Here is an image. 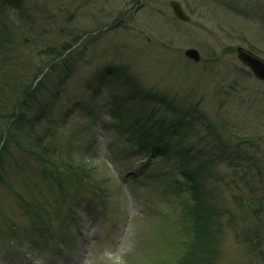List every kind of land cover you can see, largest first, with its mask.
<instances>
[{"label":"rangeland","instance_id":"rangeland-1","mask_svg":"<svg viewBox=\"0 0 264 264\" xmlns=\"http://www.w3.org/2000/svg\"><path fill=\"white\" fill-rule=\"evenodd\" d=\"M23 10L55 45L20 47L22 70L44 69L36 101L21 109L33 125L0 120V264H180L194 239L183 200L159 177L135 175L149 161L131 155L122 118L108 116L130 123L155 108L175 120L161 100L192 110L173 142L210 161L215 264H264V83L238 57L243 47L264 60V0H26ZM110 70L120 73L113 84ZM49 151L64 169L40 161Z\"/></svg>","mask_w":264,"mask_h":264},{"label":"trees","instance_id":"trees-1","mask_svg":"<svg viewBox=\"0 0 264 264\" xmlns=\"http://www.w3.org/2000/svg\"><path fill=\"white\" fill-rule=\"evenodd\" d=\"M25 3L26 0H0V120L7 121L9 126L14 124L22 125L25 122L33 125L34 122L28 121L25 112H22V108H29L30 104L36 101L38 86L40 85L39 80L44 75V69H41V67L38 71L31 70L26 66L23 70L20 68V47L25 45L28 48H34L42 43H48L49 47L55 45V41L50 43L53 40L50 37V32L47 30L39 31V22L33 20L29 13L23 10ZM12 12L14 14L11 15L14 17L9 14ZM84 38V35H74V43H80ZM75 44L65 45L63 49L57 50V52L61 51L59 54L60 59L67 53H72ZM54 65L55 61L49 60L46 67L48 69L54 68ZM113 71L110 70L109 73L106 72L104 74V82L107 81L113 84V80L110 78ZM119 74L117 72L111 76L115 77ZM121 76L126 77L123 71H121ZM131 88L134 90L133 96H136L138 88L134 84L131 85ZM160 103L170 112H174L177 118L172 120L169 117H165L159 109L155 108L149 112L144 111L139 118L130 123H126L123 119L124 117L119 116L120 114L117 115V112H112L108 116L116 117L115 119L122 118L119 123V129L127 137L126 145L135 146V150L132 151L133 154L131 155L149 161L147 168L144 167V169L140 170L141 172L138 175L148 177L152 174L148 178L155 179L159 177L172 199L183 200L181 206L185 211V221L189 224L185 228V232L193 235L194 239H190L187 253H184L183 256L181 255L183 260H181L180 264H215L214 257L217 247L216 243L218 242L216 229L221 230V228L220 222H217L218 216L216 217V214L218 209L215 205V200L212 199L213 201H210L205 195V186L209 181L210 175L208 168L210 161L204 162L205 151L201 153L193 145L187 146L182 142H173V137L178 134V130L187 126L190 122L192 110L180 107L178 109L171 108L165 100H161ZM4 135V131L0 133L1 145L5 144ZM38 140L42 141L41 138H38ZM1 157L0 148V161ZM40 157V161L49 162L53 167L61 169L63 166L57 165L56 158L52 156L50 151L46 152V156ZM52 157L55 160H51L50 158ZM42 158L47 159V161ZM155 160H162L165 165L173 164V166L169 167V169L160 167L158 168L159 172H156L154 170ZM155 173H158L159 176H155ZM179 175L184 181L176 177ZM152 183L153 181H149L148 184L151 185ZM186 194L192 196V198L186 197ZM242 208L246 212V201ZM197 244L199 245L197 246ZM258 246L259 243H257L255 248L257 249ZM202 247L211 252L208 253L209 258L204 261L202 259V262H199L197 258Z\"/></svg>","mask_w":264,"mask_h":264},{"label":"water","instance_id":"water-1","mask_svg":"<svg viewBox=\"0 0 264 264\" xmlns=\"http://www.w3.org/2000/svg\"><path fill=\"white\" fill-rule=\"evenodd\" d=\"M172 8L176 17L180 21L185 23L190 22V16L186 13L180 3L174 2ZM185 55L188 59L193 60L196 63L201 61V54L197 49H189L186 51ZM238 56L239 60L253 72L254 76L264 82V60L255 56L243 47L238 49Z\"/></svg>","mask_w":264,"mask_h":264}]
</instances>
